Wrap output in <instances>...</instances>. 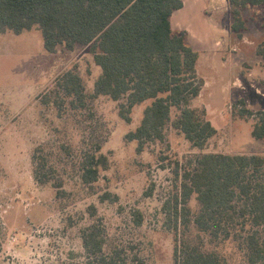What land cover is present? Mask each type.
I'll list each match as a JSON object with an SVG mask.
<instances>
[{
  "label": "rangeland",
  "instance_id": "rangeland-1",
  "mask_svg": "<svg viewBox=\"0 0 264 264\" xmlns=\"http://www.w3.org/2000/svg\"><path fill=\"white\" fill-rule=\"evenodd\" d=\"M242 14L247 29L241 36L233 34L234 49L219 54L209 69L199 68L208 85L192 106L205 110L218 131L204 150L193 148L173 126L179 114L173 108L165 141L138 151V141L127 136L141 124L152 100L134 107L130 123L120 116L122 102L106 95L89 98L85 108H74L73 97L56 93L55 81L76 68L88 95L94 94L102 69L88 47L69 50L61 45L49 53L37 27L21 34L0 33V264H93L83 246V232L97 220L106 231V251L124 250L129 264H176V240L183 235L217 253L224 264H250L237 240L212 241L193 224L184 230L181 220L180 231L175 230L174 218L169 224L163 209L169 200L174 204L180 189L176 171L190 167L196 156H264V141L252 136L257 112L264 111L263 59L256 54L264 41V5L248 7ZM245 107L255 114L241 116L239 110ZM98 146L109 167L100 170L95 183L85 184V154ZM42 159L51 178L46 184L34 176L36 162ZM59 182L60 194L55 187ZM105 194L111 196L103 201ZM189 206L193 215L199 211L196 195Z\"/></svg>",
  "mask_w": 264,
  "mask_h": 264
},
{
  "label": "trees",
  "instance_id": "trees-1",
  "mask_svg": "<svg viewBox=\"0 0 264 264\" xmlns=\"http://www.w3.org/2000/svg\"><path fill=\"white\" fill-rule=\"evenodd\" d=\"M228 1L231 31L241 36L247 29L242 11L263 6L264 0ZM182 7V0H0V33L21 34L37 27L49 53H55L61 45L69 50L78 45L88 47L102 69L94 94L88 95L76 68L66 70L55 81L59 89L56 93L73 97L74 108H85L89 98L106 95L122 102L120 116L130 123L134 107L152 100L141 124L127 136L138 141V151L142 152L149 143L165 141L173 108L179 113L173 126L193 148L204 150L218 131L205 110L192 106L204 81L197 72L199 53L190 45L186 32L174 31L171 26L173 13ZM256 54L264 62V41ZM45 97L48 103L50 98ZM64 102L65 99L61 104ZM240 103L245 105L243 100ZM239 114L255 113L245 107ZM257 114L252 136L264 141V111ZM100 150L98 146L85 154V184L95 183L100 170L109 167L108 157ZM42 160L40 164L36 162L34 176L46 184L51 178L44 172L47 160ZM176 175L181 183L174 204L169 200L163 207L169 224L174 218L175 230L180 231L181 220L184 230L189 231L193 224L212 241L237 240L244 246L250 264H264V156L202 153L190 167L177 170ZM55 187L59 194L63 193V182ZM193 195L200 205L194 215L189 206ZM109 196L105 194L101 199L105 201ZM90 209L96 216L95 207ZM141 221L140 216L138 224ZM106 243L100 220L83 232V246L93 264L130 263L124 250L107 252ZM174 255L176 264H224L217 253L204 250L184 235L176 240ZM135 259L142 263L139 257Z\"/></svg>",
  "mask_w": 264,
  "mask_h": 264
},
{
  "label": "crops",
  "instance_id": "crops-1",
  "mask_svg": "<svg viewBox=\"0 0 264 264\" xmlns=\"http://www.w3.org/2000/svg\"><path fill=\"white\" fill-rule=\"evenodd\" d=\"M182 1L183 7L171 17V26L174 31L186 32L190 45L199 53L197 72L205 88L208 80L200 75L199 68L206 66L209 69L219 54L234 49L231 47L234 33L231 31L230 3L228 0ZM222 62L225 64L227 59L222 58Z\"/></svg>",
  "mask_w": 264,
  "mask_h": 264
}]
</instances>
